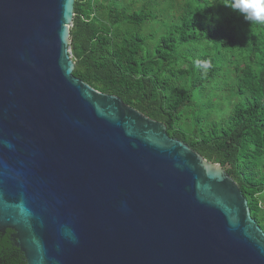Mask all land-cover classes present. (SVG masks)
<instances>
[{
    "label": "water",
    "instance_id": "obj_1",
    "mask_svg": "<svg viewBox=\"0 0 264 264\" xmlns=\"http://www.w3.org/2000/svg\"><path fill=\"white\" fill-rule=\"evenodd\" d=\"M74 0H0V230L26 264H264L219 162L73 75Z\"/></svg>",
    "mask_w": 264,
    "mask_h": 264
},
{
    "label": "trees",
    "instance_id": "obj_2",
    "mask_svg": "<svg viewBox=\"0 0 264 264\" xmlns=\"http://www.w3.org/2000/svg\"><path fill=\"white\" fill-rule=\"evenodd\" d=\"M97 2L74 0L73 75L219 162L264 230V24L248 23L230 7L233 0H162L159 16L146 6L128 14L130 7L116 0L103 9ZM164 11L169 22H162ZM155 19L164 30L156 39L149 35L150 50L140 30ZM205 83L212 89L222 84L237 97L225 118H210L215 103Z\"/></svg>",
    "mask_w": 264,
    "mask_h": 264
},
{
    "label": "rangeland",
    "instance_id": "obj_3",
    "mask_svg": "<svg viewBox=\"0 0 264 264\" xmlns=\"http://www.w3.org/2000/svg\"><path fill=\"white\" fill-rule=\"evenodd\" d=\"M109 1L110 0H98L97 4L100 7V9H103ZM116 2L118 4V6H124V7L129 6L130 8H129L128 14H130L131 10H133V9H138L142 6H146L147 10H151L152 11L151 13H154L158 16L160 13V10H159L160 5H164L162 0H116ZM157 4H158V8H157ZM167 8L168 7L166 5L165 9L167 10ZM164 12H165V15L162 16V18L161 17H159V18L162 19V22L163 21L169 22L170 16L168 15V11H164ZM102 14L104 16V11ZM160 25H161L160 19H159V21L157 19H155L153 21L145 22L141 26L140 31L143 34L147 35V37H149L147 44H148V47L150 50L152 49L154 40L151 39L152 37L150 38L149 35L152 34L153 38L156 39L157 35L159 33H161L162 30H164V28H161ZM158 28H161V30L157 31ZM230 81H232V80L230 79ZM225 87L222 86V84H220L215 89H212V87H210V84L205 83L204 93L208 96L207 98L209 100H211L212 103H215V106L213 108V112L210 115V118H216V119L220 118L219 120H221L222 118H225L228 115V113L230 112L232 104H234L237 101V97L235 95H233L232 91L229 88H227V87L225 88ZM202 100L204 101V97L202 98ZM202 104L203 103H200L199 107H202ZM192 109L193 108H189L188 112L191 113Z\"/></svg>",
    "mask_w": 264,
    "mask_h": 264
},
{
    "label": "flooded vegetation",
    "instance_id": "obj_4",
    "mask_svg": "<svg viewBox=\"0 0 264 264\" xmlns=\"http://www.w3.org/2000/svg\"><path fill=\"white\" fill-rule=\"evenodd\" d=\"M0 264H26L22 251L14 245L11 229L0 230Z\"/></svg>",
    "mask_w": 264,
    "mask_h": 264
},
{
    "label": "clouds",
    "instance_id": "obj_5",
    "mask_svg": "<svg viewBox=\"0 0 264 264\" xmlns=\"http://www.w3.org/2000/svg\"><path fill=\"white\" fill-rule=\"evenodd\" d=\"M230 7L250 24H264V0H233Z\"/></svg>",
    "mask_w": 264,
    "mask_h": 264
}]
</instances>
